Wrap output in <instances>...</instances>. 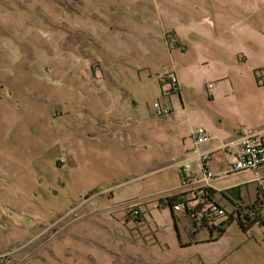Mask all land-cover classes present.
Returning a JSON list of instances; mask_svg holds the SVG:
<instances>
[{
    "label": "crops",
    "instance_id": "obj_1",
    "mask_svg": "<svg viewBox=\"0 0 264 264\" xmlns=\"http://www.w3.org/2000/svg\"><path fill=\"white\" fill-rule=\"evenodd\" d=\"M14 4L17 16H0V251L29 264L92 263L98 216V237L130 256H200L206 245L202 264H215L249 246L264 253L259 223H236L238 244L221 246L235 222L215 236L161 201L181 191L177 168L204 126L214 199L233 209L259 201L264 214V166L230 172L244 130L264 134V0ZM173 71L180 93L165 90ZM156 100L172 113L158 116ZM68 208L82 220L63 219Z\"/></svg>",
    "mask_w": 264,
    "mask_h": 264
},
{
    "label": "built area",
    "instance_id": "obj_2",
    "mask_svg": "<svg viewBox=\"0 0 264 264\" xmlns=\"http://www.w3.org/2000/svg\"><path fill=\"white\" fill-rule=\"evenodd\" d=\"M168 39L170 43L177 41V37L174 35H169ZM164 86L167 92L180 93V81L175 71L166 75ZM210 86L212 87L213 84H210ZM153 108L158 116H166L172 113V106L159 100L153 102ZM130 122L131 118L125 119V123L129 124ZM192 138L194 141L193 158L182 162L177 168L181 189L177 193H185V201L177 204L175 209L185 210L192 218L197 229H207L212 232H217L228 226L230 218L233 222L239 224L246 223L250 219L253 220L259 216L257 209L250 206L235 208L233 212H228L215 199L209 198V189L213 188L211 181L216 177V173L207 168L206 163L210 160L212 154L209 150L203 149L202 145L209 142L212 135L204 126H197L192 132ZM240 139L241 149L235 157L230 172L258 170L263 167L264 134L256 130L246 129ZM194 161L200 170L199 175L196 176L192 172ZM186 192L190 194L188 195ZM122 204L127 205L128 217L136 219L140 215V210L136 208L138 205L137 200H128ZM69 213H77L76 208H72ZM256 223L260 222L257 221ZM13 253L14 249L0 253V264H12Z\"/></svg>",
    "mask_w": 264,
    "mask_h": 264
},
{
    "label": "rangeland",
    "instance_id": "obj_3",
    "mask_svg": "<svg viewBox=\"0 0 264 264\" xmlns=\"http://www.w3.org/2000/svg\"><path fill=\"white\" fill-rule=\"evenodd\" d=\"M15 9L16 5L14 4V0H0V16L2 14L5 15L7 13L17 16L18 13H16ZM0 34L5 33L2 32V30L0 29ZM2 93H4V95L7 94V88H5ZM225 208L228 210V212H233L234 210L233 208L229 207ZM69 210L70 208L67 209L68 212H64L63 219L69 220L71 224L82 220L81 213H69ZM261 215L264 214L262 213ZM93 217L94 225L92 228H88V231L94 234V239H96V242H100V246L97 243L93 246V253L95 256L92 257V263L90 261H88V263L85 261L86 259H90V256L89 258H87V256H60V260L54 261L53 264H202V258L205 256V251L207 249L206 245L199 247L201 248L200 256H130L128 252H126L125 248L127 246L124 247L125 245L123 242V245H119V242H116L115 240H110V242H106L102 240V236L98 237L97 234L102 232L101 222L103 220L102 217ZM141 217V215L138 216V218ZM110 221L114 220L111 218ZM237 224L235 222L230 227L228 234L224 235L218 242L221 246L229 245L230 241H233L235 245L238 244L241 230L239 229ZM259 224L262 225L264 230V225L262 223ZM212 233L215 236H219V230L217 232L213 231ZM247 235L249 238H251L253 236V231H250L249 233H247ZM81 248L86 247L82 246ZM88 248H91V246H89ZM11 249L15 248H8L4 251H0V253H5ZM260 251L261 250H255L253 247L250 248L249 246L246 251L239 250L238 252L236 251L233 256H224L215 264H264V256L262 255L264 253ZM28 261L29 260L24 256H12V264H26ZM29 263L30 262H28L27 264Z\"/></svg>",
    "mask_w": 264,
    "mask_h": 264
},
{
    "label": "trees",
    "instance_id": "obj_4",
    "mask_svg": "<svg viewBox=\"0 0 264 264\" xmlns=\"http://www.w3.org/2000/svg\"><path fill=\"white\" fill-rule=\"evenodd\" d=\"M210 194H209V198L210 199H214V190L209 189ZM161 201L163 203H165L166 205H168L169 207L172 208V210L175 209V206L181 202L185 201V193H176L170 196H167L166 198H161ZM260 202L256 201L255 203L248 205L252 208L257 209V212L259 213V216H257L255 219L251 220L249 217H246L247 219H250L248 222L246 223H239V225L245 230L248 231L257 221H259L260 223H262L264 225V215H261L260 212V207H259ZM140 215L142 216V213H140ZM136 219H140V218H136ZM233 223L232 218H230V220L228 221V226ZM227 227V226H226ZM225 228H221L219 230V235H222L224 233V231L226 230Z\"/></svg>",
    "mask_w": 264,
    "mask_h": 264
}]
</instances>
